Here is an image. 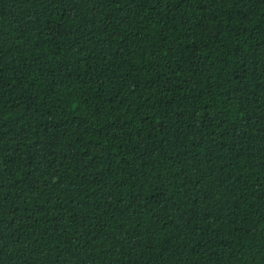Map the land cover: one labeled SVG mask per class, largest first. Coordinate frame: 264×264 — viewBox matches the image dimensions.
<instances>
[{
  "label": "trees",
  "instance_id": "16d2710c",
  "mask_svg": "<svg viewBox=\"0 0 264 264\" xmlns=\"http://www.w3.org/2000/svg\"><path fill=\"white\" fill-rule=\"evenodd\" d=\"M0 264H264V0H0Z\"/></svg>",
  "mask_w": 264,
  "mask_h": 264
}]
</instances>
